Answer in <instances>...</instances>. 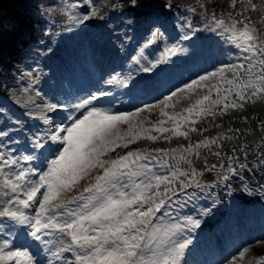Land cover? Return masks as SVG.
I'll use <instances>...</instances> for the list:
<instances>
[{"label":"rangeland","instance_id":"obj_1","mask_svg":"<svg viewBox=\"0 0 264 264\" xmlns=\"http://www.w3.org/2000/svg\"><path fill=\"white\" fill-rule=\"evenodd\" d=\"M43 1L46 3L42 6V22L40 27L37 26L40 31L35 40L25 46L20 62L12 70L14 76L8 80L6 92H0V132H7L6 136H0V152L4 153L0 157V200L8 199L3 196L5 191L12 195L3 187L5 176L14 179L23 170L26 177L20 183L24 185L38 182L40 175L47 171V163L53 158L57 144L48 138L50 126L42 119L46 104L65 106L55 112H47L55 123L60 122L56 117L73 115L78 118L91 106L112 114L134 113L130 123L119 125L120 135L123 136L129 128L132 133L120 143L123 145L137 133L139 138L128 143L127 147H116L103 157L116 159L127 152L138 153L136 143L150 136L160 133L166 136L169 131L176 133L177 126L183 132L184 124L189 123L203 106L197 105L196 101L204 96L220 97L230 103L232 97L239 99V89L234 84L244 79L243 73L252 54L239 49L230 39L231 33L226 29L236 23L234 20L225 16H208V19L200 21L199 32L190 24V13L186 7L167 18L154 14L141 17L107 6V0H91V3L89 0ZM256 1L258 4L261 2ZM93 6H98V15L80 22ZM220 19L224 20L223 25L216 23ZM236 27L239 29L242 24L236 23ZM184 36L189 38L183 39ZM98 62L101 68L95 83L89 74ZM252 63L255 64L253 75H259L260 65L255 58ZM225 65L234 67L225 68ZM200 76L207 79L199 81ZM193 80L198 84L193 89H184V85ZM229 80L234 82L233 85L227 83ZM177 89L183 91L177 92ZM173 92L176 96L166 99ZM242 94L250 97L251 89ZM90 95H96L97 100L84 108L74 107ZM261 96L264 98V94ZM189 108H192L191 112L187 111ZM137 109L141 111L137 112ZM64 123L70 124L71 121L64 119ZM51 127L54 128L55 124ZM158 128L166 131H157ZM37 138L44 144L42 149L34 148ZM25 155L33 159L25 161ZM156 155L142 156L146 159L137 160L131 169L137 174L123 181L129 185L151 183L152 188L147 194L159 193L154 197L155 203L133 205V208L140 207L145 211L148 207H155L161 199L164 201L159 211L148 218L150 223L143 226L145 242L154 228L160 231L152 241L153 246L165 242L167 238L163 228L176 224L183 229L181 235L191 240L184 250L181 264H232V258L238 257L239 251L245 247L248 252L243 259H238V264H257L258 258H264V243H256L264 241L263 183L253 187L257 191V196L253 197L258 198L249 202L238 199L227 188L225 198L219 199L213 190L191 187L189 183L196 182V174L191 180H182L185 184L181 189L163 195L160 187L165 180L157 188L154 177H167L172 167L163 160L164 155ZM13 158L18 161L16 164H11ZM4 160L9 163L4 164ZM220 170L219 177L226 179L227 172ZM101 171L93 170L87 179L78 182L71 191L62 193L59 199L68 202L78 196ZM240 184L247 189L245 181L240 180ZM128 190L131 191L130 188ZM43 191L41 189V193ZM17 194L24 198L22 192ZM41 198L38 193L37 199ZM85 203L83 200L67 203L66 210L57 214V220H66L72 211H82ZM37 206L27 209L21 206V209L26 215H34ZM187 217L200 220L199 226L188 223ZM85 224L87 226V222ZM11 226V222L6 224L4 232H0V239ZM16 231L19 232V226ZM49 233L42 238L50 243L39 245L40 264H77L76 251H61L71 245V237L56 230H49ZM12 239L15 240V236ZM16 243L20 241L16 240ZM75 247L72 245L73 249Z\"/></svg>","mask_w":264,"mask_h":264},{"label":"snow or ice","instance_id":"obj_2","mask_svg":"<svg viewBox=\"0 0 264 264\" xmlns=\"http://www.w3.org/2000/svg\"><path fill=\"white\" fill-rule=\"evenodd\" d=\"M89 2L91 3V0ZM239 3L243 12L249 10L260 12L261 22H264V0H261L260 4L254 3L253 0H239ZM231 4L235 7L237 0H231ZM97 15L98 6H93L91 12L84 15L80 22ZM216 23L223 25L224 20H217ZM255 24V21L246 18V22L239 29L236 23L226 29L231 33L230 39L236 42L239 49L252 54L248 58V67L243 73L244 79L234 84V87L239 89L237 95L241 100L245 99L242 93L248 89H251L252 97L264 94V39H262L264 33L258 34ZM156 31L159 32V29ZM188 38L183 37V39ZM254 58L260 65V74L255 76L253 75L255 64L252 63ZM224 67L234 66L225 65ZM239 67L243 68L244 65ZM148 70L150 69H145V71ZM206 79V76L199 77V81ZM227 83L233 85L234 82L229 80ZM197 84L198 81L193 80L190 84H185L184 89H193ZM179 91L183 90L177 89V92ZM174 96L176 92L166 99ZM209 99V96H204L197 100L196 104L203 105L204 101ZM93 100H97L96 95H90L74 107L84 108L85 105H91ZM218 103L219 99L210 101V105ZM237 106L243 107V105H232V107ZM64 107L62 104H46L42 110V119L50 126L48 138L56 142L57 147L52 153L53 158L47 163V171L40 175L39 181L22 185L20 181L26 177L23 170L19 171L14 179L7 176L4 178L3 187L9 189L12 195L9 196V192L5 191L3 196L8 199L0 200V218H3L0 219V232H4L8 222H11L12 226L0 239V264H40L39 245L50 243L49 240L42 238L50 234L49 230L66 233L71 237V245L61 251H76L77 264H181L184 250L191 240L181 235L183 229L180 225L173 224L163 228V234L167 239L165 242L156 243L155 246L152 241L160 229L154 228L153 233L148 235L147 242H145L146 234H142L143 226L150 223L148 218L159 211L164 201L161 199L155 207H148L145 211H141L140 207L133 208V205L155 203L154 197L159 193L147 194L152 188L151 183L141 182L129 185L123 182L125 178L137 174L136 171L131 170L137 164V160L146 158L133 152H127L116 159L103 158L116 147H127L128 143L139 138L137 133L123 145L120 143L132 133L129 128L123 136L120 135L119 125L130 123V117L134 113L112 114L99 107L91 106L78 118H74L73 115H68L66 118L56 117L59 123H55L53 117L47 115V112H55L58 108ZM227 107L228 105L225 104L224 108ZM136 111L140 112L141 109ZM187 111L191 112L192 108ZM198 111L211 112V107L201 106ZM64 119L71 123L65 124ZM53 124H55L54 128L51 127ZM157 131H166V129L158 128ZM176 133L187 135L186 132L179 131V126ZM6 135L7 132H0V136ZM148 138L156 139L154 136ZM43 147L44 144L40 142V138H37L34 148L42 149ZM3 155L4 153L0 152V157ZM32 159L30 155L23 156L25 161ZM17 162L15 158L11 159V164ZM8 163V160H4V164ZM96 169L102 171L95 175L94 182L83 188L82 193L72 197L68 202L59 199L62 193L71 191L78 182L87 179ZM138 169L139 166H137ZM154 179L157 181L156 187L159 188V183L167 177L155 176ZM129 188L131 191L128 190ZM41 189H44L42 193ZM18 192H22L24 198H21ZM38 193L42 195L41 199H37ZM84 193L88 195L85 196ZM75 200L86 201L83 210L70 212L66 220H57V214L66 210L67 203ZM32 205H38L34 208V215H26L21 209V206L27 209ZM186 220L195 226L200 224V220H193L192 217H187ZM17 226H19V232L16 231ZM13 236L15 240L12 239ZM16 240L20 243L17 244ZM256 243H264V241H256ZM72 245L76 247L73 249ZM247 252V247L239 251V256L232 258V264H238V259H243ZM257 264H264V258H258Z\"/></svg>","mask_w":264,"mask_h":264},{"label":"trees","instance_id":"obj_3","mask_svg":"<svg viewBox=\"0 0 264 264\" xmlns=\"http://www.w3.org/2000/svg\"><path fill=\"white\" fill-rule=\"evenodd\" d=\"M253 2L258 4L256 0ZM45 3L43 0H0L1 93L6 92L8 80L14 76L12 70L20 62L25 46L35 40L40 31ZM109 5L136 16L154 14L166 18L186 7L190 24L199 32L200 21L208 16H225L241 24L248 18L256 22L258 34L264 33L261 13L243 12L239 0L235 7L231 0H135L134 3L133 0H107ZM217 99L218 104L210 105V101ZM217 99L204 101L203 107L210 106L211 112H199L184 124L186 136L169 131L166 136L160 133L154 136L156 139L147 138L136 143V151L141 156L161 153L165 156L163 160L172 167L167 175L169 180L163 181L160 187L163 195L181 189L185 184L182 180H191L194 172L198 178L190 182V186L213 190L219 199L225 198L226 188L244 202L258 198L253 197L257 196L253 187L264 184V98L261 95L244 100L232 97V103ZM225 104L228 105L226 109ZM233 104L243 107H232ZM220 169L227 172L226 179L219 177ZM240 180L245 181L247 189L242 187Z\"/></svg>","mask_w":264,"mask_h":264},{"label":"bare ground","instance_id":"obj_4","mask_svg":"<svg viewBox=\"0 0 264 264\" xmlns=\"http://www.w3.org/2000/svg\"><path fill=\"white\" fill-rule=\"evenodd\" d=\"M110 27V26H109ZM113 31V30H112ZM97 41V40H96ZM92 43V42H91ZM100 60H102V58H100ZM101 63V65L103 64V62L102 61H100ZM100 64H99V62L97 63V65H95V66H93L92 67V69H90V74H89V77L91 78H94V82H95V80H96V74L100 71V68H101V66H100ZM89 81H91V80H89ZM93 82V83H94ZM96 83V82H95Z\"/></svg>","mask_w":264,"mask_h":264}]
</instances>
